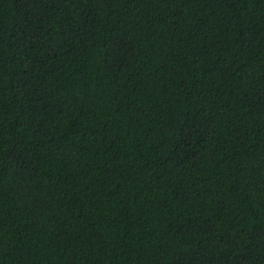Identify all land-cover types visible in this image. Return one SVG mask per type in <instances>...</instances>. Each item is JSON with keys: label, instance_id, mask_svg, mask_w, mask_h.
Returning <instances> with one entry per match:
<instances>
[{"label": "trees", "instance_id": "16d2710c", "mask_svg": "<svg viewBox=\"0 0 264 264\" xmlns=\"http://www.w3.org/2000/svg\"><path fill=\"white\" fill-rule=\"evenodd\" d=\"M0 264H264V0H0Z\"/></svg>", "mask_w": 264, "mask_h": 264}]
</instances>
